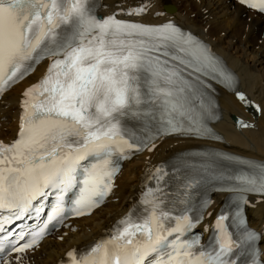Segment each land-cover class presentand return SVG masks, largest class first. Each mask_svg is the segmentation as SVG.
<instances>
[{
    "label": "snow or ice",
    "instance_id": "1",
    "mask_svg": "<svg viewBox=\"0 0 264 264\" xmlns=\"http://www.w3.org/2000/svg\"><path fill=\"white\" fill-rule=\"evenodd\" d=\"M239 2L264 12V0ZM99 6L0 0V96L46 62L17 99L15 135L0 139V264H26L51 228H67L69 216L98 208L114 188L118 159L152 152L156 140L172 134L222 139L211 127L219 119L214 84L264 114L198 33L175 20L142 19L162 15L152 13L151 0L104 15ZM195 155L202 162L185 163L187 171L172 166L178 175L171 191L169 171L155 167L139 210L118 219L107 238L67 248L57 264H238V251L251 253L249 264H264V234L245 216L247 194L264 200V162L240 160L245 168L233 171L221 164L237 160L230 154ZM202 187L232 193L234 201L215 215L208 243L189 238L206 212L212 216L210 197H199Z\"/></svg>",
    "mask_w": 264,
    "mask_h": 264
},
{
    "label": "bare ground",
    "instance_id": "2",
    "mask_svg": "<svg viewBox=\"0 0 264 264\" xmlns=\"http://www.w3.org/2000/svg\"><path fill=\"white\" fill-rule=\"evenodd\" d=\"M140 2L141 0H102L98 14L127 10ZM151 2L154 5L152 13L159 12L162 15L159 18L153 14L144 16L142 19L145 22L159 23L171 19L191 28L205 39L236 73L239 89L254 104L264 105V15L246 8L237 0ZM167 4L172 5L175 10L166 11L164 7ZM243 13H247L246 17H242ZM193 14L196 16L192 17ZM121 16L123 17V13ZM260 40L261 44L258 42ZM45 64L46 62L40 64L30 78H25L3 95L0 100V139L10 140L15 135L17 99L21 90L44 71ZM218 102L222 119L214 127L222 139L201 141L192 138H166L156 142L154 151L134 155L124 162V167L116 177V188L105 204L91 216L72 220L69 227L54 232L42 242L38 252L26 260V264H57L67 248H85L90 242L108 235L117 220L137 206L142 191L150 183L147 177L154 168L168 164L183 153L210 146L264 162V114L254 107H246L232 93L222 89L219 90ZM237 117L253 126L241 128L235 122ZM226 198L225 193L213 194L212 204L207 210L212 212V216L205 214L204 222L200 224L198 231L208 233L206 227H212L215 215ZM249 200L250 205L246 207L249 227L259 234H264V200L255 196H250ZM64 233H68V238L61 243L57 237ZM259 249L264 254V238L261 239Z\"/></svg>",
    "mask_w": 264,
    "mask_h": 264
},
{
    "label": "rangeland",
    "instance_id": "3",
    "mask_svg": "<svg viewBox=\"0 0 264 264\" xmlns=\"http://www.w3.org/2000/svg\"><path fill=\"white\" fill-rule=\"evenodd\" d=\"M245 13H243L242 14V17H246V15H247V13L244 15ZM196 15L195 14H193V16L192 17H195ZM241 35V34H240ZM238 41H239V39H237ZM242 39H240V41H241ZM259 42V44H261L260 42H261V40L260 41H258Z\"/></svg>",
    "mask_w": 264,
    "mask_h": 264
},
{
    "label": "water",
    "instance_id": "4",
    "mask_svg": "<svg viewBox=\"0 0 264 264\" xmlns=\"http://www.w3.org/2000/svg\"><path fill=\"white\" fill-rule=\"evenodd\" d=\"M166 10H168V11H174L175 9L174 8H170V7H166Z\"/></svg>",
    "mask_w": 264,
    "mask_h": 264
}]
</instances>
